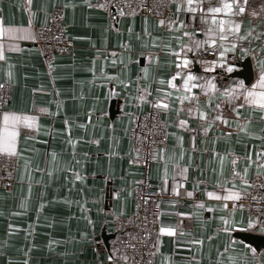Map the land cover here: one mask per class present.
<instances>
[{
	"label": "crops",
	"instance_id": "0c3cea01",
	"mask_svg": "<svg viewBox=\"0 0 264 264\" xmlns=\"http://www.w3.org/2000/svg\"><path fill=\"white\" fill-rule=\"evenodd\" d=\"M57 7L63 9L65 32L75 48L46 62L34 46L33 28L47 24ZM171 7L175 21L174 0ZM245 7L231 17L241 25L236 36L245 38L235 40L236 49L223 65L206 72L193 58L204 49L182 36L188 31L196 33L193 41L205 38L198 32L203 26L199 14L193 20L181 13L188 26L180 30L143 16L107 14L98 0H0L5 29L0 83L11 89L0 127L5 113L34 117L32 127L18 126L16 153H2L15 158L17 169L12 189L0 187V264H128L114 260L111 221L136 209L142 170L128 129L158 99L169 105L162 109L167 139L153 152L149 180L178 199L162 205L155 264H264V249L234 236H264V214L250 223L242 210L228 207L237 200L222 198L231 190L240 199L251 180L264 177V167L258 166L264 162L257 159L264 150V109L246 101L241 89L230 98L222 96L238 81L247 90L259 79L264 0H247ZM181 45L193 48H183L192 63L182 74L190 71L200 78L191 93L196 100L179 99L186 94L180 77L173 82L176 88L166 83L178 71L173 53L181 52ZM247 59L249 83L233 76ZM207 80L215 90L202 87ZM197 107L208 114L207 121L199 119ZM215 115L227 123L214 120ZM180 120L186 123L181 126Z\"/></svg>",
	"mask_w": 264,
	"mask_h": 264
},
{
	"label": "built area",
	"instance_id": "2783aa9c",
	"mask_svg": "<svg viewBox=\"0 0 264 264\" xmlns=\"http://www.w3.org/2000/svg\"><path fill=\"white\" fill-rule=\"evenodd\" d=\"M98 4L107 14L115 12L125 17L143 16L159 22L164 20L163 28L168 26L173 16L171 0H98ZM260 17L264 19V9L260 11ZM33 30L34 46L39 49L46 62H50L55 56L70 54L75 48L73 41L66 35L63 9L60 7L52 10L47 24L37 25ZM214 56L212 52L201 51L196 52L193 58L196 64L205 68L201 60L209 61ZM10 96V87L0 83V113L7 108ZM162 109L163 107H156V102H152L151 108L138 116L128 129L142 177L135 185V211L111 221V250L114 260L118 263L155 264L157 229L163 212L162 205L166 202L177 203L178 198L153 187L149 180L153 152L156 148L165 146L167 139ZM260 154L261 159L258 161L264 162V150ZM16 169L15 158L0 153L1 188L6 191L12 189ZM228 207L242 210L248 222L263 215L264 177H255L251 180L247 193Z\"/></svg>",
	"mask_w": 264,
	"mask_h": 264
},
{
	"label": "snow or ice",
	"instance_id": "6c2138e0",
	"mask_svg": "<svg viewBox=\"0 0 264 264\" xmlns=\"http://www.w3.org/2000/svg\"><path fill=\"white\" fill-rule=\"evenodd\" d=\"M247 0H245L246 4ZM175 3V15L177 19L175 21L170 20L169 24L173 25L174 27L182 30L186 28L188 25L185 21L180 20L179 17L181 13L191 14L193 20H195L197 14H199L202 27L198 29V32L204 35L203 40H192V38L196 35L194 32L183 31L182 36L188 37L189 40L194 44L195 49L199 50L201 48L204 49L205 52H212L214 55L218 56V59H213L211 61L208 60H201V63L205 66L206 72H211L214 68L220 64L223 65L225 57L228 52L235 51L236 43L235 40L237 39H244L245 37H238L236 33H238L241 29L240 23H237L231 17L243 14L246 11L245 4H241L236 2V0H218V2L213 5L211 0L207 4H205V0H174ZM253 15H256L253 12ZM161 24H164V20L160 21ZM13 29L9 28V31ZM4 27L2 21H0V35L4 34ZM177 39H181V37H177ZM187 47L189 52L193 51L192 47L188 45H181L182 51L175 52L174 55L177 56L178 62L176 64V68L178 71L175 75H173L169 80H167V84L170 88H176V85L173 83L177 77H180L183 80V89L185 91V95L179 97L181 100H196L197 98L193 96L192 89L197 87L194 81L200 79L199 77L194 76L190 71L187 75H183V69H187L188 66L192 63L187 56L183 55V48ZM181 57L182 60H181ZM0 59H3V53L0 52ZM259 65V79L256 83L252 84L251 89L245 90L244 83L242 81L236 82L234 85L224 88L222 92V96L225 98H230L235 95L237 89L244 90L242 95L244 96L245 100L249 103H255L260 105L262 109H264V91L256 92L255 89L260 87L264 89V59L257 61ZM11 67V66H10ZM147 70L145 69V72ZM226 71L231 72L232 67L228 66ZM9 77H11V72H9ZM161 84H164L165 81L161 80ZM206 89H213L215 90L216 85L213 83L212 80H207L205 85ZM169 93H165V96H168ZM199 101L197 100V105ZM210 103V101H209ZM156 107H163L168 108L169 105L167 103H162L159 99L156 102ZM217 108L220 107L219 104L216 105ZM189 113H192V108L188 109ZM197 115L200 120L207 121V113L205 111H200L197 107ZM238 115V113H237ZM214 120H220L223 123H227L226 120H223L221 115H215ZM34 117L29 116H22V115H10L5 113L2 118L3 126L0 127V153H9L15 154L16 153V139L18 136L17 128L18 126L23 123L26 124L28 127L33 126ZM180 125H184L186 122L184 120H180ZM212 126L211 122H208V127ZM221 161H223L224 157L221 156ZM257 159H261V154H257ZM236 161H233L235 164ZM251 163V159L249 158V164ZM259 167H264V164H258ZM246 171V170H245ZM232 175L240 176V173L233 172ZM167 176V170L165 169V178ZM243 179V178H242ZM175 191V189H174ZM189 196L192 193H188ZM207 195L209 197H214L215 199L219 200L221 197L217 195L215 192H208ZM224 200H238L239 195L237 193L231 192L229 190V194L222 197ZM227 207V205H225ZM242 207V206H241ZM223 219V217L221 218ZM225 225L227 226L229 221H224ZM251 223V222H250ZM161 232H167L171 234L173 230L171 228H161Z\"/></svg>",
	"mask_w": 264,
	"mask_h": 264
},
{
	"label": "water",
	"instance_id": "95a60500",
	"mask_svg": "<svg viewBox=\"0 0 264 264\" xmlns=\"http://www.w3.org/2000/svg\"><path fill=\"white\" fill-rule=\"evenodd\" d=\"M240 67L242 70L236 72L233 76L242 78L245 83H249L252 79V67L250 61L248 59L245 60L240 64ZM234 236L242 243L250 246L251 248H254L256 250L264 249V236L262 235L254 233H237ZM110 238L112 239V236H110Z\"/></svg>",
	"mask_w": 264,
	"mask_h": 264
}]
</instances>
